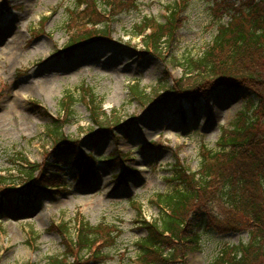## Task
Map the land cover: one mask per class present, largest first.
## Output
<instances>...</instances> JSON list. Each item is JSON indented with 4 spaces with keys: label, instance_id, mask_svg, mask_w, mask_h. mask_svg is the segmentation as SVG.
<instances>
[{
    "label": "rangeland",
    "instance_id": "1",
    "mask_svg": "<svg viewBox=\"0 0 264 264\" xmlns=\"http://www.w3.org/2000/svg\"><path fill=\"white\" fill-rule=\"evenodd\" d=\"M82 1L85 11L75 0H0V172L18 188L40 166L31 183L37 198L0 208V264H74L81 253L80 264L136 260L150 232L144 221L159 223L157 197L177 184L175 165L199 171L202 150H218L246 104L249 92L226 85L190 100L163 93L177 80L189 83L179 64L202 56L229 21L214 0H100L97 9ZM173 5L174 34L161 54L147 51L135 36L138 27L152 18L166 22ZM89 32L101 38L65 50ZM7 38L20 44L7 45ZM133 85L150 101L133 99ZM98 116L106 130L97 135ZM55 122L61 137L50 132ZM58 138L75 142L62 159L55 156ZM86 163L93 164L89 173ZM8 185H0V194L14 187ZM205 202L191 212L190 229L200 233L208 218L211 232L197 250L167 241L164 255H175L157 257L162 264H211L226 246L248 241L245 230L213 225L211 216L229 214L216 200ZM80 220L100 229L98 260L97 242L88 253L75 248Z\"/></svg>",
    "mask_w": 264,
    "mask_h": 264
},
{
    "label": "trees",
    "instance_id": "2",
    "mask_svg": "<svg viewBox=\"0 0 264 264\" xmlns=\"http://www.w3.org/2000/svg\"><path fill=\"white\" fill-rule=\"evenodd\" d=\"M75 1L78 8L87 4L82 0ZM92 1L95 9L100 7V0ZM214 5L217 9L221 8L229 21L220 23L212 46L202 56L196 59L184 58L179 64L186 78H192L187 79L189 83L183 79L177 80L174 87L168 92L164 90L163 93L165 97L174 96L175 93L177 98L190 100L195 95H204L226 85L234 90L244 88L249 94L233 128L223 131L218 150H202L199 171L190 172L175 165L177 174L173 181L177 184L174 191L169 195L158 196L159 203L166 208L165 213L160 215L159 223L144 221V226L150 232L140 244L141 253L138 257L143 264H162L158 258L162 260L169 254L173 257L174 251L164 255L165 249L162 246L167 241L185 242L189 251L197 250L203 234L211 232L210 223L208 218H204L201 232L196 233L197 226L190 229V217L196 204L204 200L206 204L216 200L222 205V210L225 209L229 214L227 217L222 213L212 217L208 213L212 223L213 220L215 222L213 225L229 231L245 230L249 237L246 243L223 248L211 264H264V0H224L223 3L221 0H214ZM173 6L169 9L166 22L147 19L144 25L138 27L139 33L135 36L142 37L147 51L161 54L167 35L174 34L177 6ZM99 25L94 24V27ZM106 33L105 29L99 34ZM97 38L101 37H84L69 44L66 50H74L78 46L95 42ZM130 92L133 99L150 101L147 91L140 86H131ZM94 103L92 100L93 105ZM96 110L97 107L94 115H97ZM100 117L95 119L99 133L106 130ZM57 124L55 122L51 126L50 132L61 137ZM58 139L55 156L62 159L68 153L67 146L70 144L67 140ZM39 168L40 166L32 168V173H28L30 178L18 188H15L14 181L0 176V185H14L0 194V208H16L22 201L37 198V193L34 192L36 184L31 183ZM46 180V173L40 174L38 181L43 183ZM60 189L65 190L66 186L60 185ZM78 233V246L81 251H88L96 242L99 243V228H92L82 222ZM186 234L194 235L186 239ZM99 249L96 255L98 259ZM151 258L156 260L150 261Z\"/></svg>",
    "mask_w": 264,
    "mask_h": 264
},
{
    "label": "bare ground",
    "instance_id": "3",
    "mask_svg": "<svg viewBox=\"0 0 264 264\" xmlns=\"http://www.w3.org/2000/svg\"><path fill=\"white\" fill-rule=\"evenodd\" d=\"M14 22H16V19H14L13 21H12V23H14ZM3 33H8V31H7V28H6V30H4V32ZM15 40V39H14ZM14 40H8V38L4 41V43H7V45H10V44H12V43H16V44H20V41L18 40L17 42L16 41H14ZM0 41H1V38H0ZM0 56H2V54L0 53ZM39 84V83H38ZM44 85V84H43ZM43 85H40L41 87H44ZM158 113H157V111L154 113V114H152V116H155V115H157ZM146 118H144V120H145ZM155 127H156V125H155V123L154 124H150L149 125V129H150V132H153L154 130H155ZM107 179V178H106ZM106 179H104V180H106Z\"/></svg>",
    "mask_w": 264,
    "mask_h": 264
}]
</instances>
